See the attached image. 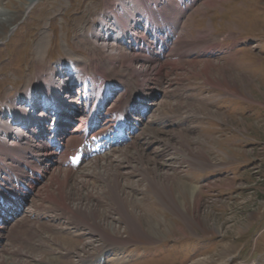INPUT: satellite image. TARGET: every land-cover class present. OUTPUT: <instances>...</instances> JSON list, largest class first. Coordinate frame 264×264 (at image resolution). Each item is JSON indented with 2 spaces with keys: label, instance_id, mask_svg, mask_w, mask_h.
Listing matches in <instances>:
<instances>
[{
  "label": "rangeland",
  "instance_id": "1",
  "mask_svg": "<svg viewBox=\"0 0 264 264\" xmlns=\"http://www.w3.org/2000/svg\"><path fill=\"white\" fill-rule=\"evenodd\" d=\"M129 1L37 0L26 10V0H0L20 16L19 26L0 32V113L9 98L71 60L130 86L145 78L147 90L156 88L159 95L152 101L154 123L145 131L152 144L139 137L121 151L122 161L101 167L105 161L98 157L73 172L75 177L66 172L59 177L60 168L53 169L32 206L42 221L28 213L4 248L21 250L15 256L19 264H97L103 244L105 250L110 242L99 229L94 234L70 222L71 208L76 219L92 211L118 245L103 252V264H264V0H184L186 10L176 0H147L151 31L160 11L170 25L184 12L170 57L161 67L155 60L149 75L139 79L130 68L139 72L140 63L127 67L114 56L112 61L96 40L103 32L102 14L112 9L129 24L128 32L135 19L145 25L137 1L123 10ZM90 169L94 176L85 174ZM146 170L160 187L180 181L195 188V210L171 191L152 190L142 176ZM105 182L116 186L112 189L140 225L132 237ZM60 192L68 203L59 201ZM59 202L70 216L56 207ZM113 230L118 232L109 233ZM3 251L0 264H9Z\"/></svg>",
  "mask_w": 264,
  "mask_h": 264
},
{
  "label": "bare ground",
  "instance_id": "2",
  "mask_svg": "<svg viewBox=\"0 0 264 264\" xmlns=\"http://www.w3.org/2000/svg\"><path fill=\"white\" fill-rule=\"evenodd\" d=\"M36 1L37 0H26V4H27V9L26 10H29L30 8H32V6H34V4L36 3ZM136 1L139 3V5L142 8V10L143 9L146 10V12L149 14L148 15L149 16V19L150 18H153L151 16L152 15V11H150V8H148V6L146 4L147 3L146 2L147 0H130L129 2H126L125 4H123L124 5L123 6V10H126V11L131 10L133 2H136ZM1 3H3V2H1ZM172 4H174L173 6L176 5V3H172ZM172 8H173L172 6L169 7L168 8V11H171ZM136 10L133 11L134 14H135ZM118 12H119V10H118ZM118 12L116 11V9H112V10H110L109 13L106 12V13H103L102 14V17H103L102 19H103V22H104L103 28H102V31L103 32H101L102 34L97 35V39L96 40L101 45V49H103V52L104 53H107V56L109 58H111L112 61H113L112 56H114L115 59L118 62L120 61V63H121V60H124L127 64L126 63H123V65H125V66L127 65V67H128V64H133V63H138L139 64L140 63L141 64L140 65L141 68L139 69V72L136 71L134 68H132L133 70L130 68V70L132 71V73L137 78H138V76H143V75L144 76H147V75H149V73H147V72H150L151 70H153V64H154L153 62H155V60L157 61L158 66L160 65L159 67H161V64H159V62H158V57L160 56V54L162 55L163 53L162 52H158V50H152V55L151 56L148 55L147 52H148V50L150 48H153V44L150 41H147L146 40L147 33H145V31H144V28L145 27H142L141 25H138L139 24V21L137 19H135L134 23L131 25V26H133V28L128 32L127 27H128L129 24L127 22H124V20L122 21V19L118 15ZM178 12L181 13V11H178ZM180 13L177 14V16L175 17V19H172V26H174L173 25L174 23H175V25L179 23V20H178L177 17H178V15H180ZM107 18H108V20H106ZM166 19H167V17H165L161 13V11H160L159 18L158 19L155 18L154 20H155L156 23L162 24V22L165 23V20ZM19 20H20V16L19 15L17 16L14 13L12 14L11 12H9L7 10V8L5 9L4 7H2L0 5V32L2 34L9 33L11 30H14V28H16L17 26H19L18 25V24H20L19 23ZM141 40L144 42V44L143 43H139L138 45H136ZM180 45L186 47L187 46V43L181 42ZM121 48H124L127 52L124 51V50H121V51L117 52V50L118 49L120 50ZM137 51H140L141 53H144V54L138 53ZM179 51H181V49ZM177 52L178 51H176V54H178V56H180L182 58L183 57L182 54L180 52L179 53H177ZM146 55L149 56V57H153V58H148ZM68 66H69L68 63L67 64H63L62 63V64L59 65V68H61V71H65ZM73 66H75V65H73ZM70 67H71V64H70L69 68ZM98 69L99 68H96V71H98ZM78 70L81 71V72H84L85 71V68L84 67H80V68H78ZM67 74L68 73L62 74L61 72L60 73L58 72V73L54 74V76H53L54 79L52 81H50L49 79H45V81L50 82L49 83V86L50 87H53L56 91L59 88V91H60L61 84L62 83L65 84L66 83V81L64 80V77ZM144 80H145L144 82H141V83L137 84V87L136 88L137 89H140V90H143L146 93H154V88H153V90L151 92L147 90V86L149 85L148 84L149 82L146 81L145 78H144ZM35 82H36L35 84H37V86H35L33 84V85H29L27 88L28 89L29 88L32 89L34 87H39V88H41L43 90L46 89V88L44 89V87H45L43 85L44 84V81H42V80H36ZM103 82L105 83V85L104 84H101L102 85L101 86V89H103L106 86V84H108L107 81L104 80V79H103ZM100 83H102V82L100 81ZM125 84H126L125 81H121V85H125ZM113 85L114 84L111 83V86H113ZM39 88H37V89H39ZM65 89H67V88H65ZM34 92H31L30 95L33 94ZM69 93H70V91H68L66 94H69ZM10 100L13 101L14 99L11 98ZM19 100H21V99L19 98ZM11 105H12V103L11 102H8L7 105H6L5 110L7 109L8 111H12L13 108H11ZM7 106H9V107H7ZM156 109H157V107L154 109V114L156 113ZM11 116H12L13 119H17L18 118L14 113ZM5 117H7V114L6 113L3 114V115H2V113H0V132H1V136L2 135L5 136V140H7V142H3L1 140V142H0V152L3 151L5 153H7L9 150H11L15 155H17L16 152H15V149L17 147H19V146H22V147L29 146L30 149L32 151H34V153H36V154L39 153L41 155H46L47 157H50V154L51 153L48 152L49 150L47 149V145L44 144L43 141L40 138H39L38 141H35V143L33 142V136L31 138L30 132L33 131V130H35V127L34 126L33 127L31 126V130L30 129L29 130L26 129V130H20V131H18V129L16 128V127H18V126H16L17 123L16 124H13V125H8L6 122H4ZM154 117H156V116H154ZM161 121H159L160 124H162ZM148 123H154L153 119H150L148 121ZM140 129H142V128H140ZM149 129H150V126L147 127V125H146L143 128V130H142L143 132L139 136L140 139L143 141L142 143L143 144H146V145L153 143V142L150 141L151 137H148V135H147V133H149L148 132ZM3 130H4V133H3ZM134 145H135V149L138 150L139 148H138L137 144H134ZM125 148L115 149V150H112V152H110V153L104 154L103 157H102V159H104L105 162L101 164V167H102V165H104V167H106L107 164H105V163L106 162H109V161H111V162L112 161H122L121 160L122 159L121 158L122 156H120V153ZM126 152H128V151H126ZM126 152H122V153H125L126 154ZM194 160L195 159L191 157V161H194ZM157 167H158V165H157ZM59 170L62 172V173H59V177L61 175L65 174V172L70 175L68 178L75 177V175L73 173L74 172L73 170H70V169L69 170L59 169ZM50 174H51V172H50ZM85 174L94 176L92 174V170L91 171L88 170V173L86 172ZM142 176L145 178V180H147V182H149V185L152 188V190H155V191H157L159 193H162V191H171V192H173L174 193L173 196H175L181 202L180 203L181 205L184 203L185 200H187V202H189L190 205H191V209L195 210L196 205L199 204L197 190L195 188H193L192 186L188 185V184L181 183L180 181H179L178 184H175V185L173 183H171V187L173 189H175V192H174V190H171V187L169 186L170 184L167 185L165 183L166 184V185H164L165 187L164 186L163 187L162 186L160 187V185H158V181L159 180L157 181V179L155 178V176L153 175L152 172H149V171L146 170V172L143 173ZM76 181H77V179L75 180V182ZM105 184L109 188L108 191L109 192H112V194L109 193L111 195L110 196L111 199L113 200V202L116 203V205H119L118 207L120 209V214H121V216H123V220L129 226V228H130V230H129L130 231V235L132 237V235H134L133 233H136L137 231H140V229H139L140 228V225L137 224L138 222L136 221L137 219H136L135 215L133 214L132 217H131L130 216L131 213L128 214V212L130 211V209L128 208L129 206H126L125 203H123L120 200V196H118V193L116 192L117 189H116V191H114V189H112L114 185H110L108 182H105ZM177 186L179 188L180 187L184 188V191L183 192H177L176 190H179V188H177ZM114 187H116V186H114ZM156 187L157 188L158 187L159 188H162L163 190L158 191ZM122 192H123V190H122ZM63 195L60 192V197L59 198L64 199L65 197ZM59 201H61L62 203L63 202L64 203H68V202H66V199L59 200ZM55 205L60 210H62L64 212V214L66 213V215H68V216H70V214H71V216H70V218H71L70 222L72 221L73 223H75V224H77L79 226L80 225L87 226V227L90 228V230L92 232H94V234H95V232H98L97 229H99V231L101 232L100 235L102 237H104V239H105L104 242H106V241L107 242L108 241L110 242V243H107L106 242L107 243V246H106L105 250H103V247L105 246V244H103V247H102V250L100 252V255L98 256L99 258L102 256L101 253L105 252L106 250H108L111 247L118 246V245L113 244L114 243V239L111 238L110 236H108L109 234L106 233L108 230L105 229V226L102 225L101 222H99L98 220H96L95 215L91 211V210H93L94 212H96V209L93 206H90V208H89V211H91V212H90V215L88 217L85 216V217L76 219L75 218L76 216L73 213V211H72L71 208L68 209V212L70 213L69 214L65 210V208L62 207V205L60 204V202L58 204H55ZM68 205L70 206V204H68ZM82 205L83 204L81 203L78 208H82ZM171 207L173 209L178 210L173 205ZM82 212L83 213H86V210H83L82 209ZM88 222H90V223H88ZM31 225H33V224H31ZM138 225H139V227H138ZM94 226H95V228H94ZM154 228L156 230V227H153V229ZM116 232H118V231H115V230L109 231V233H116ZM13 233H14V230L11 229V228L10 229L6 228V229H4V231H0V234L3 235V236H6L7 235V237H8V235H9V239L10 238L12 239V234ZM14 234H13V236H14ZM120 240L121 239H119L117 241H120ZM128 243L129 242H126L124 244L126 245ZM203 248H205V247H203ZM2 250H4L3 251L4 253L9 254L8 256L5 255L7 258L4 259L5 261H8L9 264H17L18 261H20V260L16 259L15 256L21 250H18L17 249V250H14V251H8V249L7 248H4V247L2 248ZM92 256H94V255L87 256V258L92 257ZM87 258H83L81 256V260H83V261H85Z\"/></svg>",
  "mask_w": 264,
  "mask_h": 264
}]
</instances>
